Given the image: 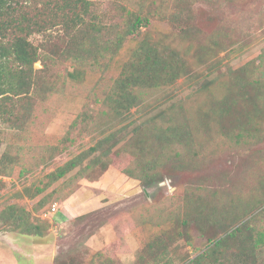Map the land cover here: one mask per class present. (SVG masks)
Instances as JSON below:
<instances>
[{
	"label": "rangeland",
	"instance_id": "obj_1",
	"mask_svg": "<svg viewBox=\"0 0 264 264\" xmlns=\"http://www.w3.org/2000/svg\"><path fill=\"white\" fill-rule=\"evenodd\" d=\"M91 1L97 21L105 27L103 38L113 37L107 27L122 22L129 11L142 8L143 15L150 16L145 29L149 39L180 50L192 62V72L170 87L147 91L138 107L118 119L113 116L107 94L140 37L125 39L113 56L107 54L82 65L51 55L49 49L43 51L49 57L46 69L40 72L45 86L28 95L26 113L18 120L12 114L11 123L0 117V211L10 204L23 207L42 233L22 235L0 221V264H33L36 253L48 254L49 264H191V259L206 249V241L191 223L183 221L195 214L199 199L208 201V209L211 203L223 210L232 204L236 211L244 202L252 204L251 226L254 237L260 235L255 264H264V140L245 149L242 143L223 136L210 117L203 126L197 114L209 93V89L201 88L203 83L214 82L264 50V0ZM178 11L188 21L186 32L182 23L171 19ZM57 33L34 34L30 39L36 45L60 49ZM213 35L223 49L198 62L197 49ZM41 68L40 60L35 61L33 69ZM73 69L74 76H70ZM206 109L203 106L200 111ZM184 122L191 129V144L162 148L160 164L171 167L180 154L189 163L186 168L172 170L149 187L135 179L139 195H121V201L108 207L64 215L62 222L58 204L55 213H48L81 182L99 178L97 167L82 178L75 174L99 151L47 184L45 174L50 170L111 132L117 142L108 168L134 167L136 160L144 162L151 157L138 155L135 135L147 126L153 129ZM28 185L31 192L41 187L43 191L32 198L24 190ZM108 190L113 191V187ZM41 198L45 205L38 210L36 204ZM238 247V241L230 240L218 264H248L236 257Z\"/></svg>",
	"mask_w": 264,
	"mask_h": 264
},
{
	"label": "trees",
	"instance_id": "obj_2",
	"mask_svg": "<svg viewBox=\"0 0 264 264\" xmlns=\"http://www.w3.org/2000/svg\"><path fill=\"white\" fill-rule=\"evenodd\" d=\"M92 6L91 0H0L2 119L11 123L12 114L18 120L26 113V99L30 97L28 95L45 86L42 80L44 76L40 72L46 69V59L49 57L43 51L48 49L51 55L58 54L82 65L86 61H98L107 54L113 56L125 39L140 37L107 94L113 116L118 119H124L132 108L138 107L147 91L170 87L180 77L191 74L192 62L180 50L164 42L149 39L145 29L150 16L143 15L142 8L129 11L122 22L107 27L113 31V37L103 38L105 27L97 21ZM171 19L182 23L183 32L187 31L188 21L183 19L180 11L174 12ZM54 31L58 32L57 37L60 36V49L57 46L48 48L46 44L36 45L30 39L34 34L48 36ZM217 49H223L222 42L217 36H210L207 44L199 46L196 51L198 62L209 53H215ZM37 60H40L42 68L35 71L33 64ZM75 71L73 69L69 75L74 76ZM216 87L219 88L218 92ZM201 88L209 89L208 97L199 107L200 110L203 106L206 107V112H197L203 126L210 117L223 136L242 143L245 149L264 140V50L245 64L222 73L214 82L203 83ZM115 136L114 132L107 134L90 148L50 170L45 174L47 184L56 182L79 167L85 158L96 151L99 152L89 159L88 164L79 167L75 174L82 178L90 168L97 167V176H100L110 164L112 147L117 142ZM135 136L133 144L138 147V155L146 153L151 157L144 162L136 160L134 167L117 168L127 177L138 179L144 187L162 181L165 174H171L172 170L178 168L180 171L189 165L180 154V158L174 159L171 167L160 164L164 152L162 148L170 145L188 147L191 144V129L187 122L170 123L153 129L147 126L142 133ZM110 141L113 143L104 147ZM42 189L37 188L35 192H31L30 185L24 187L25 193L32 198L42 192ZM244 203L236 211L232 204L224 205L223 210L211 203L208 209L207 200H197L195 214L187 216L183 222L191 223L199 235L204 236L206 249L191 259V264H218L219 257L230 240L239 243L235 252L238 259L255 264L260 235L255 238L254 228L251 226L254 218L251 214L253 206L248 202ZM44 205V198L39 199L36 204L38 210ZM29 218L30 213L17 204L5 206L0 211V221L3 220L4 225L22 235L40 236L41 230ZM222 263L224 264L223 261Z\"/></svg>",
	"mask_w": 264,
	"mask_h": 264
},
{
	"label": "crops",
	"instance_id": "obj_3",
	"mask_svg": "<svg viewBox=\"0 0 264 264\" xmlns=\"http://www.w3.org/2000/svg\"><path fill=\"white\" fill-rule=\"evenodd\" d=\"M127 184L129 185L127 186ZM124 185L126 186L124 187ZM111 186L113 187V191L108 190ZM139 193L140 186L135 179L127 177L116 168L109 167L99 178L84 180L77 190L65 199L60 200V204L56 203V205H59L61 213L59 216L60 222L64 219V215H77L79 214L77 212L80 211L87 212L93 209L108 207L115 202L121 201V195L133 198L138 196ZM42 247H44L43 244L40 249ZM35 255V259L32 260L33 264H49L48 254L40 255L36 253Z\"/></svg>",
	"mask_w": 264,
	"mask_h": 264
},
{
	"label": "built area",
	"instance_id": "obj_4",
	"mask_svg": "<svg viewBox=\"0 0 264 264\" xmlns=\"http://www.w3.org/2000/svg\"><path fill=\"white\" fill-rule=\"evenodd\" d=\"M55 211H56V204H53V205L51 206L50 211H49L48 213H49V214H53V213H55Z\"/></svg>",
	"mask_w": 264,
	"mask_h": 264
}]
</instances>
